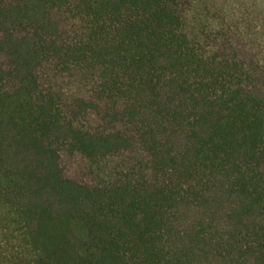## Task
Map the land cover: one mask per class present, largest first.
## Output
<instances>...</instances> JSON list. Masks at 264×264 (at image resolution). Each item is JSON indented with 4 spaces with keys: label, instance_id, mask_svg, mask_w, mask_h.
I'll return each instance as SVG.
<instances>
[{
    "label": "trees",
    "instance_id": "1",
    "mask_svg": "<svg viewBox=\"0 0 264 264\" xmlns=\"http://www.w3.org/2000/svg\"><path fill=\"white\" fill-rule=\"evenodd\" d=\"M0 264H264V0H0Z\"/></svg>",
    "mask_w": 264,
    "mask_h": 264
}]
</instances>
